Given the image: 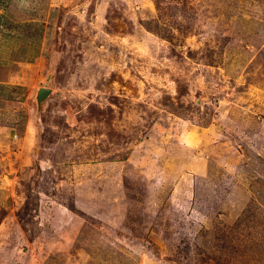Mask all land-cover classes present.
<instances>
[{"label": "rangeland", "instance_id": "rangeland-1", "mask_svg": "<svg viewBox=\"0 0 264 264\" xmlns=\"http://www.w3.org/2000/svg\"><path fill=\"white\" fill-rule=\"evenodd\" d=\"M0 3V264H264V0Z\"/></svg>", "mask_w": 264, "mask_h": 264}, {"label": "water", "instance_id": "water-1", "mask_svg": "<svg viewBox=\"0 0 264 264\" xmlns=\"http://www.w3.org/2000/svg\"><path fill=\"white\" fill-rule=\"evenodd\" d=\"M51 94V89L47 87H39L36 89L34 95V101L36 103L37 110L41 107V104Z\"/></svg>", "mask_w": 264, "mask_h": 264}, {"label": "trees", "instance_id": "trees-1", "mask_svg": "<svg viewBox=\"0 0 264 264\" xmlns=\"http://www.w3.org/2000/svg\"><path fill=\"white\" fill-rule=\"evenodd\" d=\"M3 8H4L3 3H0V9H3ZM5 24H6V21H5L4 16H2V14H0V31H2L4 29Z\"/></svg>", "mask_w": 264, "mask_h": 264}]
</instances>
